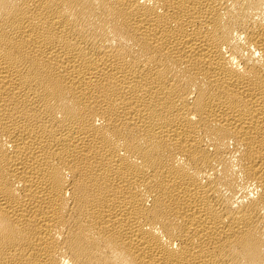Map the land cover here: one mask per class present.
Segmentation results:
<instances>
[{"label": "bare ground", "instance_id": "1", "mask_svg": "<svg viewBox=\"0 0 264 264\" xmlns=\"http://www.w3.org/2000/svg\"><path fill=\"white\" fill-rule=\"evenodd\" d=\"M0 264H264V0H0Z\"/></svg>", "mask_w": 264, "mask_h": 264}]
</instances>
